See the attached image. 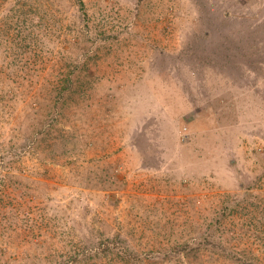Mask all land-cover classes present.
I'll use <instances>...</instances> for the list:
<instances>
[{"label":"rangeland","instance_id":"374dc122","mask_svg":"<svg viewBox=\"0 0 264 264\" xmlns=\"http://www.w3.org/2000/svg\"><path fill=\"white\" fill-rule=\"evenodd\" d=\"M0 264H264V0H0Z\"/></svg>","mask_w":264,"mask_h":264}]
</instances>
